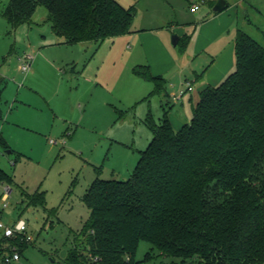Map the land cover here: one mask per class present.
I'll use <instances>...</instances> for the list:
<instances>
[{
    "label": "rangeland",
    "instance_id": "rangeland-1",
    "mask_svg": "<svg viewBox=\"0 0 264 264\" xmlns=\"http://www.w3.org/2000/svg\"><path fill=\"white\" fill-rule=\"evenodd\" d=\"M117 1L136 9L134 27L154 24L158 17L173 20L163 34L178 54L183 45L175 47L173 37L182 28L191 34L215 15L198 0ZM2 2L0 131L9 148L0 146V168L11 182L0 185V223L15 228L24 221L32 241L19 234L4 241L0 228V264H62L85 241L79 233L90 217L83 200L89 187L96 178L131 177L153 139L147 118L151 114L160 124L169 98L154 95V84L134 74L141 52L137 55L132 37L65 44L53 32L44 7L37 9L33 24L13 28L2 16ZM240 28L264 46V0H245ZM27 56H32L31 69L23 73L19 68ZM172 112L178 121L189 117L191 122V106H176ZM7 187L13 194L4 202ZM40 194L43 205L31 204ZM14 250L20 261L5 263ZM172 262L178 259L161 256L147 242L134 256L135 264Z\"/></svg>",
    "mask_w": 264,
    "mask_h": 264
},
{
    "label": "trees",
    "instance_id": "trees-1",
    "mask_svg": "<svg viewBox=\"0 0 264 264\" xmlns=\"http://www.w3.org/2000/svg\"><path fill=\"white\" fill-rule=\"evenodd\" d=\"M198 1L214 9L219 0ZM39 7L65 44L134 32L136 9L117 0H10L2 16L18 28L33 24ZM235 52V72L201 93L190 123L176 131L168 111L160 124L148 116L153 139L129 179L91 184L85 241L62 264H135L141 242L178 259L170 264H264V46L238 29ZM133 72L154 95L167 93L149 66ZM3 85L0 78V101ZM0 146L9 148L1 131ZM10 182L0 168V185ZM30 200L44 203L43 194Z\"/></svg>",
    "mask_w": 264,
    "mask_h": 264
},
{
    "label": "crops",
    "instance_id": "crops-1",
    "mask_svg": "<svg viewBox=\"0 0 264 264\" xmlns=\"http://www.w3.org/2000/svg\"><path fill=\"white\" fill-rule=\"evenodd\" d=\"M9 2L10 0H3V10ZM227 2L229 6L225 10L208 16L191 34L186 28L180 30V41L184 40L181 54L171 49L170 40L163 34L169 24L174 25V21L170 19L158 17L149 26L133 25L134 32L123 36L132 37L133 42H136L137 55L141 52L140 59L136 58L138 65L149 66L154 76L165 79V96L169 98L170 106L168 117L176 131L188 123L189 117L180 122L172 114L173 109L176 106L184 109L191 106L194 111L205 89L221 85L236 70V36L237 30L241 29L240 9H244L245 0ZM188 83L193 87L192 91L188 90Z\"/></svg>",
    "mask_w": 264,
    "mask_h": 264
},
{
    "label": "built area",
    "instance_id": "built-area-1",
    "mask_svg": "<svg viewBox=\"0 0 264 264\" xmlns=\"http://www.w3.org/2000/svg\"><path fill=\"white\" fill-rule=\"evenodd\" d=\"M192 8H193L194 11L198 10V7L196 5H193ZM23 60H25V62L22 63V65L20 66L19 69L23 73H28L30 71V69H31L32 57L31 56H27V57H24ZM188 90L189 91L193 90V87L191 86L190 83H188ZM183 93L184 92L182 91L181 95H183ZM51 143H55V142L52 140ZM9 189H10L9 187H7L5 189V193H4V197H3L4 202L7 201L11 197V195L13 194L11 191H9ZM5 207H7V205H5ZM0 228L3 229L4 237H6V238H14V237L18 236V234H19V235L25 236L26 240L28 242L32 241L31 237L27 236V233H26L27 226H26V223L24 221H21L15 228L4 227V225L2 223H0ZM12 261H20V254L17 253L15 250H14V253H13L12 256L6 257L4 259L5 263H11Z\"/></svg>",
    "mask_w": 264,
    "mask_h": 264
},
{
    "label": "water",
    "instance_id": "water-1",
    "mask_svg": "<svg viewBox=\"0 0 264 264\" xmlns=\"http://www.w3.org/2000/svg\"><path fill=\"white\" fill-rule=\"evenodd\" d=\"M228 6H229V4L226 0H219L217 2L216 6L214 7V12H222ZM179 41H180V38L178 36H174L172 43L175 47H177L179 44ZM189 264H193V263H189Z\"/></svg>",
    "mask_w": 264,
    "mask_h": 264
}]
</instances>
